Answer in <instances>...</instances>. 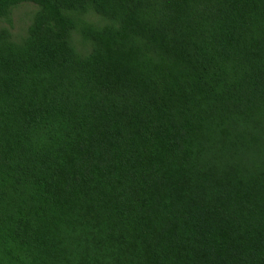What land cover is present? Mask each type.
<instances>
[{
	"label": "trees",
	"instance_id": "1",
	"mask_svg": "<svg viewBox=\"0 0 264 264\" xmlns=\"http://www.w3.org/2000/svg\"><path fill=\"white\" fill-rule=\"evenodd\" d=\"M17 1L0 0V13ZM36 2L47 12L38 29L22 43L0 35V234L24 243L21 260L0 264H57L43 244L60 211L38 203L60 193L108 209L103 223L129 245L114 264H264V205L251 204L264 184L219 191L221 168L173 172L207 125L264 104V36L252 21L264 23V0ZM62 6L120 25L84 24L94 48L82 56ZM230 142L214 139L212 155ZM250 155L264 159V148ZM17 178L31 212L6 203L20 195ZM130 195L131 206L115 211ZM151 215L160 216L163 250L151 248Z\"/></svg>",
	"mask_w": 264,
	"mask_h": 264
},
{
	"label": "rangeland",
	"instance_id": "2",
	"mask_svg": "<svg viewBox=\"0 0 264 264\" xmlns=\"http://www.w3.org/2000/svg\"><path fill=\"white\" fill-rule=\"evenodd\" d=\"M7 3L5 11L0 13V35L8 34L9 41L22 43L32 31L39 28V21L47 15V12L36 0H18L13 4ZM61 10L70 16L76 24L71 32L70 43L82 56H88L94 48L93 43L85 39L80 31L84 24L92 25L98 29L120 25L112 18L99 15L93 8L81 11L62 6ZM252 21L256 26L254 35L256 37L264 36V23L258 18H253ZM220 136L222 140L231 139L230 145H228L230 147L226 146L227 149L212 155L214 153L211 150H216L211 147L212 142L216 138L219 139ZM241 137L243 140L245 139V145H243ZM196 144L187 153H181V158L176 162L174 174H193L197 167L201 169V173H208L207 165H210L214 167L212 169L215 171H218L217 168H221L224 175L221 181L214 182V184L216 183L215 188L219 191L225 183H233L232 187L244 182L264 184V159L250 155L251 152L264 148V104H257L254 108H249L247 112L229 113L216 122L210 123L206 127L205 137ZM202 151L204 154L197 157L198 152ZM208 153L212 156H209ZM202 182L203 180L196 181V183ZM22 183L23 180L17 178L20 195L15 193L7 196L6 203L17 204L19 208L24 207V210L31 212V206L28 204L26 207L27 204H24L23 197L25 195L21 190L24 187ZM42 194L44 193L42 192ZM256 195L257 197L252 200L251 204L256 206L257 203H262L264 205V194L261 197L259 194ZM2 196L3 190H0V198ZM204 196L205 194H199V197ZM133 201L134 197L130 195L125 207L122 206L121 209L116 207L115 211L124 210L127 206H131ZM44 204L48 205L52 213L55 210L51 205L56 206L60 211V218L55 217L53 221L56 229L49 234L50 243L43 244L52 249L55 255H59L57 264H114L122 256L123 250L129 247L128 244L125 245L120 240V234L116 227L112 226L109 229L103 223L105 218H108V209L101 208L95 201L91 202L88 197L82 196L80 193L72 199L64 197L62 193L60 196L47 195V198H41L38 203L41 206ZM72 206L73 209H71ZM79 207L81 210L78 212L75 209ZM193 216L198 215L194 212ZM157 218L160 216L151 215V227L147 226V228H151V231L154 230V233L157 234L151 248L163 250L166 247L158 238L161 227L158 225ZM176 233L178 231L172 230L167 235L174 236ZM22 239L23 236L0 234V260H4L6 263H9L11 259L21 260V256H19L21 244L24 245ZM155 254L156 251L151 250V262L154 261L153 255Z\"/></svg>",
	"mask_w": 264,
	"mask_h": 264
}]
</instances>
